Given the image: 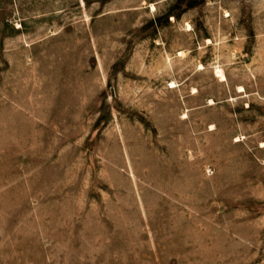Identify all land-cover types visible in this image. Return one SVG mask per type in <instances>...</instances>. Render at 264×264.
Masks as SVG:
<instances>
[{
  "label": "rangeland",
  "instance_id": "rangeland-1",
  "mask_svg": "<svg viewBox=\"0 0 264 264\" xmlns=\"http://www.w3.org/2000/svg\"><path fill=\"white\" fill-rule=\"evenodd\" d=\"M0 264H264V0H0Z\"/></svg>",
  "mask_w": 264,
  "mask_h": 264
}]
</instances>
